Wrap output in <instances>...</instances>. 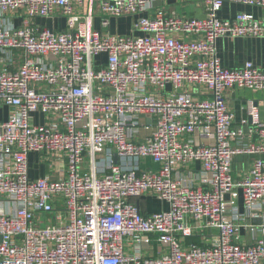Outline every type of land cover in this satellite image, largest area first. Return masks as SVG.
Wrapping results in <instances>:
<instances>
[{"label":"built area","instance_id":"1","mask_svg":"<svg viewBox=\"0 0 264 264\" xmlns=\"http://www.w3.org/2000/svg\"><path fill=\"white\" fill-rule=\"evenodd\" d=\"M155 1L0 0V104L12 108L0 120V264H264V223L241 243L224 200L241 188L248 216L261 217L264 120L249 100V120L235 125L226 94L264 90V69L225 67L217 50L221 37H264V17L221 19L224 2L264 0H202L204 18L167 15ZM58 10L68 31L35 24ZM123 15H139L140 34L108 31ZM198 132L208 141L191 138ZM31 152L58 178L32 179ZM243 154L255 158L237 178L232 163ZM146 158L160 168L141 169ZM194 162L210 173L208 188L175 176ZM144 194L169 207L143 214L131 199ZM201 228L217 229V240L183 245ZM153 241L162 254L144 255Z\"/></svg>","mask_w":264,"mask_h":264},{"label":"crops","instance_id":"2","mask_svg":"<svg viewBox=\"0 0 264 264\" xmlns=\"http://www.w3.org/2000/svg\"><path fill=\"white\" fill-rule=\"evenodd\" d=\"M154 9L162 11L167 15L189 16L196 18H204L206 16V5L202 0H156L154 2ZM84 12L88 9L85 6ZM245 12L253 14L257 18L264 17V7L243 4L240 2L225 1L219 13L221 19H232L238 13ZM16 25H21L24 16L21 12L10 14ZM139 15H123L112 18L108 29L110 33L132 35L140 34L133 26ZM35 24L41 27H48L56 32H65L71 28L68 16L64 15L61 10H58L50 17H37L34 20ZM77 22V20H75ZM94 28L103 31L99 15L94 16ZM218 55L221 58L222 64L225 67L234 68L242 66L246 61H252L255 66L264 69V37H221L217 40ZM170 90V87H168ZM227 103L230 110L234 114V124L240 125L243 121L249 120L247 111V103L253 100L259 107L260 117L264 120V90H251L245 88L234 87L226 94ZM12 112V108L0 104V120L7 119ZM35 121L42 122L43 116L40 113H35ZM143 121L152 128L150 120L143 118ZM152 130V129H151ZM142 131L144 136L151 132ZM196 142L205 143L208 141L202 133H197L191 136ZM254 155H236L232 163V174L234 177L244 176L250 169L254 160ZM30 177L36 179L51 175L58 178L59 172L53 167L49 161H41V155L36 152L29 154ZM160 168L159 164L152 158H146L141 164V169L157 171ZM175 176L180 178L184 184L192 187L208 188L207 183L210 178V173L202 168L200 162H194L188 166L179 167L175 171ZM143 214H150L166 210L169 205L158 199L152 194H144L139 198H132ZM225 202L228 204V213L236 217V220L241 224L239 229V241L243 244H252L255 239L261 234L260 225L264 223V205L261 204V217L248 216V211L244 205L243 190L237 188L225 194ZM263 206V207H262ZM263 209V210H262ZM191 223H195L190 219ZM219 231L215 228H201L197 230L194 235L186 238L183 245H198L201 247H210L214 241L217 240ZM131 251V250H130ZM144 255L158 256L162 254V250L156 241H153L148 249L143 250Z\"/></svg>","mask_w":264,"mask_h":264},{"label":"water","instance_id":"3","mask_svg":"<svg viewBox=\"0 0 264 264\" xmlns=\"http://www.w3.org/2000/svg\"><path fill=\"white\" fill-rule=\"evenodd\" d=\"M115 163H118V156L117 155H115Z\"/></svg>","mask_w":264,"mask_h":264}]
</instances>
